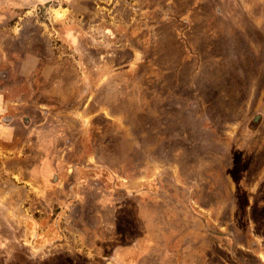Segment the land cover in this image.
I'll use <instances>...</instances> for the list:
<instances>
[{
  "label": "rangeland",
  "instance_id": "374dc122",
  "mask_svg": "<svg viewBox=\"0 0 264 264\" xmlns=\"http://www.w3.org/2000/svg\"><path fill=\"white\" fill-rule=\"evenodd\" d=\"M0 264H264V0H0Z\"/></svg>",
  "mask_w": 264,
  "mask_h": 264
},
{
  "label": "crops",
  "instance_id": "0c3cea01",
  "mask_svg": "<svg viewBox=\"0 0 264 264\" xmlns=\"http://www.w3.org/2000/svg\"><path fill=\"white\" fill-rule=\"evenodd\" d=\"M9 125H10V124H9ZM6 139H8V137H7ZM45 150H47V149H45ZM45 150L42 151V158H43V156H44V151H45ZM48 150H49V149H48ZM49 151H50V150H49ZM47 157H48V161L50 162V172L47 174V176H44V177H43V175H42V173H41L40 171H37V172H36V174H37L36 176L39 177V178L43 181L44 184L46 183V181L48 182L50 175H51L52 172H54V170H55V164H54V162H53L52 154L50 153ZM38 168H39V166H38ZM38 168H37V170H38Z\"/></svg>",
  "mask_w": 264,
  "mask_h": 264
}]
</instances>
